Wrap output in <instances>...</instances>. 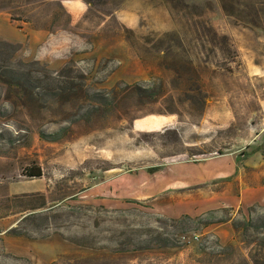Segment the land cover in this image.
Here are the masks:
<instances>
[{
    "label": "rangeland",
    "instance_id": "obj_1",
    "mask_svg": "<svg viewBox=\"0 0 264 264\" xmlns=\"http://www.w3.org/2000/svg\"><path fill=\"white\" fill-rule=\"evenodd\" d=\"M82 1L72 21L60 0H0V32L27 34L14 62L65 68L83 98L0 89V264H264V0ZM222 157L242 178L223 206L162 191L171 165Z\"/></svg>",
    "mask_w": 264,
    "mask_h": 264
},
{
    "label": "crops",
    "instance_id": "obj_2",
    "mask_svg": "<svg viewBox=\"0 0 264 264\" xmlns=\"http://www.w3.org/2000/svg\"><path fill=\"white\" fill-rule=\"evenodd\" d=\"M62 6L66 10V12L71 17L72 21H77L81 17L85 15L87 12V5L82 0H60ZM0 14V19L1 18ZM10 25H14L10 21ZM25 29L17 28L11 31L10 35H4L0 32V39L7 41L13 44H22L27 41V34H21ZM30 33V32H29ZM38 38L45 36L41 32H37L33 34ZM4 36H9L4 37ZM18 37V40L10 39L11 37ZM262 132H258L257 134H261ZM220 161V160H219ZM215 159L209 160L206 163L200 164H184V163H175L172 166V174L170 181H164L162 187V191L171 190L173 192L184 191L189 188H200L205 187L209 190V192L204 195H198L194 200L201 201L204 203H212V205H218L216 207L223 206V182H226L229 178H233L235 176V184H236V193H238V188H242V184L240 183V170L237 167L236 158L231 157L226 160V167H223V157L222 162H219ZM167 165L161 171L166 170ZM169 171V170H168ZM177 173V175L175 174ZM240 183V184H239ZM139 201V200H138ZM238 204V203H237Z\"/></svg>",
    "mask_w": 264,
    "mask_h": 264
},
{
    "label": "trees",
    "instance_id": "obj_3",
    "mask_svg": "<svg viewBox=\"0 0 264 264\" xmlns=\"http://www.w3.org/2000/svg\"><path fill=\"white\" fill-rule=\"evenodd\" d=\"M0 89H6L7 91H12L14 95H12L9 100L13 99L16 101L23 102L25 107H28L29 103L33 100L37 101L39 97L45 96L44 93L37 92L38 89L46 90L49 84L54 83L57 87L52 92H49V97L52 101L61 103L63 99H69L74 101L77 98H80V101L83 100L81 96H77L73 93L74 87H62L63 81L60 79V74L65 72V68L59 72L55 73L57 77L49 76V71L47 68L43 67L39 62L33 61L31 63H16L14 62V54L16 48L11 43H0ZM19 66L23 68H38L41 69L42 76H38L35 73H31L29 71H23ZM53 75V74H52ZM82 87V85H81ZM136 89L141 92V96L153 98L156 96L155 92L151 88H141L135 86ZM92 100V98H86V101ZM106 101V100H105ZM111 104L106 101L105 105ZM34 177H40L41 174H32ZM186 219H189L186 217Z\"/></svg>",
    "mask_w": 264,
    "mask_h": 264
},
{
    "label": "built area",
    "instance_id": "obj_4",
    "mask_svg": "<svg viewBox=\"0 0 264 264\" xmlns=\"http://www.w3.org/2000/svg\"><path fill=\"white\" fill-rule=\"evenodd\" d=\"M199 238V235H193L191 238H187L185 236L182 237V241L190 243L191 241H197Z\"/></svg>",
    "mask_w": 264,
    "mask_h": 264
}]
</instances>
